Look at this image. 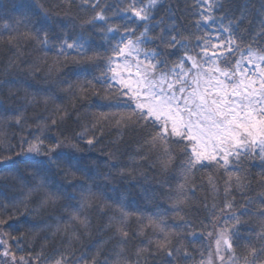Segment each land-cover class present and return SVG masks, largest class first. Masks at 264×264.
Returning <instances> with one entry per match:
<instances>
[{"label": "snow or ice", "instance_id": "snow-or-ice-1", "mask_svg": "<svg viewBox=\"0 0 264 264\" xmlns=\"http://www.w3.org/2000/svg\"><path fill=\"white\" fill-rule=\"evenodd\" d=\"M157 4L66 0L61 16L25 0L13 5L19 16L0 15L10 53L0 59V264H264V170H243L256 158L264 169V0L259 8L252 0H195V31L186 36L175 24L153 23ZM32 52L44 56L29 59ZM42 72L55 73L75 100L91 99L80 105L88 111L31 90L23 77ZM106 136L107 154L92 159ZM200 169L226 174L219 204L197 205L186 194ZM214 176L213 201L221 192ZM132 189L170 205L130 211ZM201 210L208 223L200 227L211 230L189 251L205 234L190 231L187 215ZM93 211L106 221L94 226ZM21 221L29 225L23 231ZM136 238L143 246L129 253Z\"/></svg>", "mask_w": 264, "mask_h": 264}, {"label": "trees", "instance_id": "trees-1", "mask_svg": "<svg viewBox=\"0 0 264 264\" xmlns=\"http://www.w3.org/2000/svg\"><path fill=\"white\" fill-rule=\"evenodd\" d=\"M25 2V0H0V15H3L5 12H9L11 15L19 16L21 12L23 11L22 8L20 9H14L13 5H21ZM38 3L42 4L45 9L50 10L53 15H56L59 13L61 16L68 11L65 7H58V5L66 3V0H37ZM79 2V0H77ZM238 3L243 4L245 0H237ZM255 7L259 8V0H252ZM195 3V0H158L157 7L155 9V20L153 23L163 20V23L160 24V28H170L173 24H175L178 31H180L183 35H188L189 32H194L195 28L192 27V22L197 19V17L192 15V5ZM72 15L77 17V19H87V16L84 14L83 11H80L76 9L75 7L72 8ZM160 28H157L152 35L158 34L160 31ZM0 33H3V29L0 28ZM3 38L7 39V33H3ZM29 50H31V46H29ZM8 53L7 48L3 46L2 41H0V59H6V56L4 55ZM43 52H32L29 59L34 57H43ZM49 63L53 59V54H48ZM46 73L42 72L40 75L35 77L30 76H24L23 78L28 80V82L33 86L31 90L33 91H50L55 93V95L58 97L55 101L56 105H62V106H68L71 107L72 104H75L76 107L79 109L80 112L88 111L86 108H81V104H87L91 102V99L88 101H77L74 97H72L70 94L65 93L61 89L64 86H57L54 81L56 74H52L51 79L45 78ZM5 76L2 71H0V80L4 79ZM49 107H53V105H49ZM90 111H95V109H91ZM28 114H33V109L28 110ZM79 131V129H76ZM8 134L11 135L12 132H18L19 130L17 128H10L7 129ZM113 135H115L113 133ZM110 139V137H105V140L101 143V145H98L96 149L93 150L92 159H95L97 156L103 157L107 154V151L109 150L107 147V142ZM15 143V141H13ZM104 148V152L100 151V148ZM129 149H135L137 146L135 143L130 144ZM127 156L122 157V159H127ZM262 162L256 158V159H249L247 162L243 164V170L246 171L249 175H258L262 170L261 167ZM215 173L214 181H219L218 187L221 189L220 195L217 196L215 201H213L212 197L215 195L212 193L211 188L208 186L207 180L208 176L210 174ZM243 174V173H242ZM226 174L218 173L215 169H200L195 173V192H187L186 194L191 198V200L197 204L202 205L205 200L207 203L211 204L213 202L219 204L220 201L223 199V185H224V176ZM181 181L179 179V174L177 173L176 179H173L171 181V184L173 187H175L177 184H179ZM119 184L117 187L121 190L124 189L125 185ZM255 187V184H254ZM259 188H256V191H259ZM158 191V190H157ZM233 195L237 196V199L242 203L243 200L239 195L236 193H233ZM128 200L132 203V207L129 209L130 211H136V206H139L142 208L146 213L151 214L153 212H161L164 213L165 210L169 207L170 202L163 199L158 198L153 201H145V199L137 194L135 189L131 190V194L128 196ZM145 204H147V207H145ZM159 205V207H157ZM2 211V210H0ZM5 216L8 215V213H4ZM92 217V223L94 226H99L100 224L104 223L106 221L105 218H101L96 215L95 211L90 213ZM206 212L201 210L200 212L196 213L193 211V213H189L187 215L188 219L192 220L193 227L190 229L191 232L196 233L197 236H199L201 233L205 234V238L203 240L197 239L195 241H191V247H189V251L192 250V248H198L202 244L207 243L206 233L210 231V228H201V223L207 224L208 221L205 219ZM170 220L169 226L171 227V220L173 219L172 212H167V217ZM29 227V225L24 224L23 221L20 223V229L23 231L25 228ZM131 227L135 228V222L133 221ZM252 227H257L255 223H253ZM16 232H13V235H16ZM149 239H157L158 237L153 236L151 232L148 234ZM180 244L183 246H189L190 241L189 240H182L180 241ZM143 245L140 244V238H136L129 242L127 245V249L129 253H131L135 248L141 247ZM38 250V249H37ZM79 254V253H77ZM195 260L198 261L200 259V256L198 253H194ZM187 264H194V261H188Z\"/></svg>", "mask_w": 264, "mask_h": 264}]
</instances>
